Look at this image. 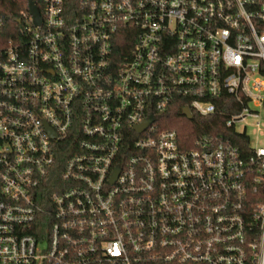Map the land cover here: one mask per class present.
Returning a JSON list of instances; mask_svg holds the SVG:
<instances>
[{
  "label": "built area",
  "instance_id": "2783aa9c",
  "mask_svg": "<svg viewBox=\"0 0 264 264\" xmlns=\"http://www.w3.org/2000/svg\"><path fill=\"white\" fill-rule=\"evenodd\" d=\"M34 4L0 14V264H264V145L237 130L264 0ZM179 103L232 135L182 139Z\"/></svg>",
  "mask_w": 264,
  "mask_h": 264
},
{
  "label": "trees",
  "instance_id": "16d2710c",
  "mask_svg": "<svg viewBox=\"0 0 264 264\" xmlns=\"http://www.w3.org/2000/svg\"><path fill=\"white\" fill-rule=\"evenodd\" d=\"M22 9H26V0H0V14L8 18L11 26L16 25L11 22L13 16ZM181 109L182 103H179L170 113L167 128H175L180 137L189 143L193 142L195 137L205 133L215 132L217 135L233 133L232 129L225 126L222 115L203 118L193 113L191 118H186ZM232 141L237 145L245 142L241 137Z\"/></svg>",
  "mask_w": 264,
  "mask_h": 264
},
{
  "label": "rangeland",
  "instance_id": "374dc122",
  "mask_svg": "<svg viewBox=\"0 0 264 264\" xmlns=\"http://www.w3.org/2000/svg\"><path fill=\"white\" fill-rule=\"evenodd\" d=\"M259 110V116L256 118H247L246 123L237 126V130L242 129L246 125V133L250 136L253 145H264V111ZM259 122V125L256 124Z\"/></svg>",
  "mask_w": 264,
  "mask_h": 264
},
{
  "label": "water",
  "instance_id": "95a60500",
  "mask_svg": "<svg viewBox=\"0 0 264 264\" xmlns=\"http://www.w3.org/2000/svg\"><path fill=\"white\" fill-rule=\"evenodd\" d=\"M27 1H28L27 7H29V10H30L31 14L33 15L34 23L35 24H39L41 19H40V16H39L38 8L34 4V0H27ZM183 113H184V115L187 118H191L192 117L188 107L183 109ZM151 121H152V119H149V120H146V121L142 122L141 124L136 125L137 130L138 131L144 130L151 123Z\"/></svg>",
  "mask_w": 264,
  "mask_h": 264
}]
</instances>
